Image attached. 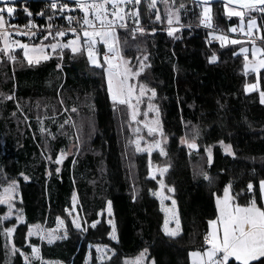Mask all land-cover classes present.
Instances as JSON below:
<instances>
[{"label": "trees", "instance_id": "16d2710c", "mask_svg": "<svg viewBox=\"0 0 264 264\" xmlns=\"http://www.w3.org/2000/svg\"><path fill=\"white\" fill-rule=\"evenodd\" d=\"M38 5L15 3L19 22L36 20ZM173 6L181 25L173 36L154 25L152 13L146 16L152 26L135 32V38L130 29L117 34L125 56L133 62L147 57L144 63L150 67L137 78L156 91L164 156L159 149L150 154L136 151L126 106L117 104L114 109L103 71L89 63L85 51L73 54L63 49L61 57L57 50L33 65L20 48L11 52L15 60L0 53V187L17 183L15 210L23 218L0 222V264H26L25 257L27 264H85L87 256L89 264H125L145 249L154 264H189V252L205 248L208 220L216 217L213 193L222 197L231 183L234 202L243 205L249 181L258 191L264 179V105L259 93L246 92L245 86L258 80L264 91V70L257 75L244 71L243 57L236 53L240 43H206L196 2L173 0ZM211 7L212 27L231 33L238 17L228 16L221 3ZM24 8L32 12L30 18ZM139 11L145 12V6ZM161 15L159 24L165 25ZM250 18H256L264 36V13L249 11L244 19ZM45 37L18 40L32 46L55 40L54 35ZM97 51L102 62L103 45ZM214 53L217 59L209 62ZM182 138L197 147L188 148ZM221 141L231 146L234 156L225 153ZM61 152L64 157L57 164ZM150 166H167L163 183L174 189L181 229L177 237L163 233V213L153 194L157 177L149 178ZM73 197L86 231L73 226L66 211ZM109 202L115 240L105 214ZM6 213V205L0 204V217ZM58 217L66 238L47 244L28 235L30 226L53 229ZM8 227L14 228L10 241ZM13 245L19 251L13 252ZM31 246L39 249L36 260ZM96 246L111 251L108 260L98 261Z\"/></svg>", "mask_w": 264, "mask_h": 264}, {"label": "snow or ice", "instance_id": "6c2138e0", "mask_svg": "<svg viewBox=\"0 0 264 264\" xmlns=\"http://www.w3.org/2000/svg\"><path fill=\"white\" fill-rule=\"evenodd\" d=\"M0 2H5V0H0ZM132 2V0H75L76 7L80 9L83 13L82 22L81 20H77V27H73V20L75 19L72 16H67L65 19L68 21L69 27L67 29H62L56 32V36L64 37L67 31H70L74 35V39L69 40L67 43H53L47 46H32L26 43H21L19 40L11 39V34L7 31H0V43L3 44V48H0V51H3L5 55L9 56V59L15 60L16 57L11 54L10 50H14L15 48L23 49L24 59L28 62L29 65L39 64L42 60H48L50 58V53H46L44 51L45 47H50L52 52H56L58 49L61 52V57L63 53V49L70 48L73 54L81 53L82 51H86L88 61L91 65L101 68L105 79L107 81V91L109 98L113 102V106L117 104L126 105L129 109V117L131 121H137V116L140 114L138 105L142 102L141 98L145 96L147 91L151 92V97H149V101L155 97L156 91L155 89H148L146 85L139 84V94H136L137 85L131 84L129 81L135 77H138L145 68L150 67V65L145 64L144 61H140V67L138 69H133L129 67V61H127L121 54L119 37L117 35V27L126 28L127 25L123 23L126 20L128 13L125 11V8L122 5H126ZM136 4H139L141 0H134ZM235 4L239 7V10L229 8L227 5ZM108 5L111 6L109 9ZM226 5V13L228 16H237L240 18L241 24L239 26V31L242 34L251 35L253 29H257V24L255 20H250L247 24V30L244 28V17L245 14L249 11H259L264 13V0H227ZM67 4L60 5V10L63 11L68 9ZM150 7H155V0H152V4ZM181 8L184 7L183 4L180 5ZM51 8L56 9L57 4L53 2L51 4ZM5 8H0V29H3L6 21L4 18ZM6 11L8 16H12L14 13V8L11 6L6 7ZM24 12L28 16H32V12L29 11L28 8H24ZM42 14V13H38ZM132 16L136 17V24L139 25V14L138 12L133 11L131 13ZM157 20L160 19L159 15H157ZM51 19V17H49ZM176 23H179V16L175 17ZM201 24L206 27H212V17H211V9L208 6L207 0H204V10L202 13ZM168 24L171 26L173 24V17L169 15ZM9 27H16L17 32L16 35H35V33H30V31H20L18 26L9 25ZM35 27L31 20L28 21V24L24 26L25 29H31ZM52 25L49 24V28ZM145 31L142 27H137L133 29V38H135V32L143 33ZM178 31L175 27H169L168 35L173 36V33ZM231 32H236L237 28L232 27L229 29ZM81 33L83 39H81ZM51 34V33H49ZM47 37H45L46 39ZM221 41V46L228 39L224 35H219L216 37ZM264 39V36L260 37ZM103 43L105 51L103 52V61L98 58L100 53L96 49L97 43ZM233 44L241 43L238 40H232ZM240 51L242 53H247V48H241ZM257 53H264V49H258L255 45L252 48V57L256 60ZM145 60L147 57L144 58ZM217 59L215 53L209 58V62H213ZM247 60V57H246ZM106 65V67H105ZM61 65L57 64V68H60ZM245 69L249 68V64L245 63ZM264 68V56L259 60H256L255 64L251 65L252 71H258L259 69ZM256 85H246L245 91H250L255 89ZM11 99V97H8ZM133 100L136 101L133 104ZM260 102L264 104V91H260ZM149 110H155L156 106L149 102ZM75 111V109H73ZM146 120L148 113H143ZM67 123V121H66ZM154 125V126H153ZM145 127H147L149 135L157 134L163 137V130L159 125V121L155 120L151 123H145ZM43 131V129H42ZM138 132L139 129H136ZM140 139L133 141L136 145V151L142 152L145 151V148L140 146ZM183 143H187L189 148H196L197 145L195 143H189L188 141L183 140ZM224 147V151L228 155H235L232 151L230 145H224V142H220ZM153 148H158L160 150V155H166V152L161 147V141L155 140L152 143L147 144V150L149 154L151 153ZM208 153V163L212 164V153L210 148L206 149ZM64 153L61 152L59 156L56 158V163L60 164L63 160ZM57 172L60 171L59 168L56 169ZM159 172L160 180L159 183L161 188L167 187L163 183L164 173L167 171V166L159 168L157 170ZM149 178L156 179V175L153 172L151 166L149 168L148 173ZM204 178L209 179L208 175L205 174ZM25 180L28 179L27 176L24 177ZM232 185L229 183L223 189V196H219L216 193H213L216 196V218L208 220V231L204 235V242L207 245L203 250L192 251L189 252V257L191 260V264H264V207H259L258 203L260 201H264V179L259 181L258 191L256 186L252 181H249L247 184V203L241 205L235 201V197L231 194ZM17 190V184L15 181H12L7 188L4 189L3 192H0V204H7L9 208V214L12 210V199ZM169 192L174 191L173 188L168 187ZM151 191V189H150ZM158 198L161 199V203H163V199L167 197H162L161 192L158 190L155 193ZM175 200L172 201L173 210L172 215L176 221V228L169 229L167 226L169 224L168 219H165V227L164 232L166 235L170 237H177L180 234V221L177 213L175 212ZM74 205H75V197H74ZM75 208H73V211ZM66 211H69L66 209ZM109 215H111V202H109ZM71 214V211H69ZM4 219H7V216L0 217V222ZM23 218L21 216H17V221L20 222ZM58 222L63 224V221L58 217ZM73 225L80 231H86V227H82L81 223L78 221V217H73ZM98 221H94L92 223V227L95 228ZM110 225H112V231L109 233L110 237L115 240L116 237V228L113 221L110 219L108 221ZM38 227V226H37ZM14 231L13 227L5 228V233L11 240L12 233ZM33 234V228L29 227L28 235L31 236ZM67 232L63 237L56 236L50 234L48 237L41 236L42 239H48V242L51 243L54 239L57 238H66ZM106 247V246H105ZM19 251L13 245V252ZM102 249L100 246H97V252H101ZM147 251L146 249L144 250ZM32 252L34 256H38L39 249L34 247L32 248ZM23 256L24 253L21 252ZM144 257V252L140 254L139 257L135 259L134 262L125 261V264H142V260ZM98 260L103 259L102 256L97 257ZM25 261L27 264V257H25ZM87 264V260L85 262Z\"/></svg>", "mask_w": 264, "mask_h": 264}, {"label": "rangeland", "instance_id": "374dc122", "mask_svg": "<svg viewBox=\"0 0 264 264\" xmlns=\"http://www.w3.org/2000/svg\"><path fill=\"white\" fill-rule=\"evenodd\" d=\"M7 6H8V5H0V8H5V11H4L3 15L7 14V11H6V7H7ZM208 6L210 7L211 12H213V9H212V7H211V4H208ZM223 6H224V7H223V10H224L225 13H226V10H225V9H226V5L223 4ZM227 6H228V5H227ZM228 7H229V8H232V9L239 10L238 8H234V7H231V6H228ZM200 8H201L202 13H203V10H204V4H202ZM159 9H160L161 11H160ZM134 11L136 12V10H134ZM148 11H150L151 13H153V14H152V15H153V16H152V19L156 18L157 15H159V17H160L159 21H161V17H162L161 12H162V13H163V16H164V18H165V21H166L167 24H168V18H169V15H171V16L173 17V24H172L171 26H172V27H175V28H178L177 25H179V24L176 23V21H175V17H176L177 15L179 16V11H178V9H176V8L173 6V0H160L159 4L155 5V7H150V6H149V7H148ZM154 11H155V12H154ZM247 13H248V12H247ZM247 13H246V14H247ZM226 14H227V13H226ZM154 15H155L156 17H155ZM201 18H202V15H201ZM156 19H157V18H156ZM250 20H255V21H256V24H257V28L259 29V30H257V29H253V32H255L259 38L262 37L261 28H260V26H259V24H258L256 18H250V19H246V20L244 19V28H245V31L247 30V24H248V22H249ZM32 22H33V21H32ZM33 24H35V23L33 22ZM240 24H241V21H240V18L238 17V24H236L235 26H231V27H230V28H232V27H236V28H237V31H236V32H231V31H230V32H231V33H237V32H240V31H239V26H240ZM5 26H6V24H5ZM5 26H4V27H5ZM230 28H229V29H230ZM0 30H1V29H0ZM240 33H241V32H240ZM241 34H242V33H241ZM243 35H244V34H243ZM74 38H75V37L72 36V37H70V38L63 39V37L55 36V40H54L53 43H57V42H60V43H67L69 40H72V39H74ZM81 39H83L82 34H81ZM232 40H235V39L232 38ZM53 43H51V44H53ZM51 44H46V45L41 44L40 46H47V45H51ZM224 44H226V42H225ZM230 44H233V43L230 41ZM236 44H239V43H236ZM99 45H103V43H99V42H98L97 45H96V49L99 48ZM254 45H255V47L258 48V49H264V44H263V43H257V42H254V43L241 42L240 45H239V48H238L237 51H236V53L239 54V55H241V56L243 57V60H244V66H245V63H248V64H249V68L246 70L245 67H244V71H245L246 73H253V74L257 75L261 70H264V68H261V69H259L258 71H252V70H251V65H252V64H255V63H256V60H259L260 58H262V56H264V53H257L256 60H254L253 57H252V48H253ZM103 47H104V45H103ZM242 47H243V48H247V49H248V52H247V53H242V52L240 51V49H241ZM0 48H3V44H2V43H0ZM17 49H19V48H17ZM65 49H68L70 52H72L70 48H65ZM21 50H22V52H23V49H21ZM58 50H59V49H58ZM10 51L13 52L12 50H10ZM44 51H45L46 53H50V54L53 53V52H52V49H51L50 47H45V48H44ZM59 51H60V50H59ZM0 53H2V54L5 56V58H8V57H9L8 55H5L3 51H0ZM85 54H86V56H87L86 51H85ZM121 54H122V56H123L127 61H129V67L133 68L134 70H135V69H138V68L140 67V61H144V59L141 58V59H137L135 62H133V61L131 60L130 56H125V55L122 53V51H121ZM50 56H51V55H50ZM246 57H247V60H246ZM98 58H99V57H98ZM8 59H9V58H8ZM25 61H26V60H25ZM42 61H44V60H42ZM26 62H27V61H26ZM106 82H107V81H106ZM129 82H130L131 84L137 85L135 91H136V94L138 95V94H139V84H144V83H141V82L138 80L137 77L131 79ZM253 84L256 85V88H255V89H252V90H250V91H247V92H258V93H259V98H260V89H259V82H258V80H256L255 82H253L252 84H249V85H253ZM144 85H145V84H144ZM146 87H147V86H146ZM147 88H148V87H147ZM148 89H150V88H148ZM149 97H151V92H150V91H147L146 94H145V96L141 98V101H142V102L137 106L138 109H139V112H140V114L137 116V121H139L140 123H137V122H135V121H131V120H130V131H131V134L133 135L132 142L135 141V140H137V138H141V139H140V146H141L142 148H145L146 151H148V150H147V144H148V143H152V142L155 141V140H160L161 143H164V142H165V138H164V137H161L160 135H157V134H155V133L152 134V135H149L148 130H147V127H145V123H151V122H153V121H155V120H158V121H159V125H160V127H161L159 109H158L157 105H156L155 102H154V98H152L151 101H149ZM149 102H151L152 104H154V105L156 106V109H158V112L155 111V110H149V107H148ZM135 103H136V101L133 100V104H135ZM263 105H264V104H263ZM125 106H126V105H125ZM126 108H127V106H126ZM127 110H128V114H129V109L127 108ZM144 112H147V113H148L147 120H146V118H145V116H144V114H143ZM153 126H154V125H153ZM136 129H139V131L137 132ZM181 143H182L183 145H185V146L188 147V144H187V143H183L182 141H181ZM189 143H190V142H189ZM133 144H134V143H133ZM134 145H135V144H134ZM135 146H136V145H135ZM188 148H189V147H188ZM156 150H158V148H153L152 151H151V153L154 152V151H156ZM149 168H150V167H149ZM151 168H152L153 172L155 173V175H156V177H157L158 188H157L156 191L159 190V191L161 192L162 197H167V198L163 199V203H161V199L158 198V197L155 195V197H156V198L158 199V201H159L160 210H161V212L163 213L164 220H163L162 230H163V233L165 234V232H164L165 223H164V222H165V219H166V218H167L168 221H169V224H168L167 227H168L170 230L176 228V221H175V219H174V217H173V215H172V210H173V204H172V201L175 200V199H174L173 196H172V192H169V191L167 190V189H168L167 187L161 188V185H160V183H159L160 176H159V172L157 171L158 169H157V168H154V167H151ZM9 184H10V183H9ZM9 184H8L7 186H1V187H0V192H3L4 189L7 188V187L9 186ZM16 184H17V183H16ZM156 191H155V192H156ZM17 197H18V188H17L16 193L14 194L13 199H12V202H11L13 206H12V210H11V213H10V214H9V208H8L7 204H4V205H6V207H7V213H6L5 216H7V217H13V216H14L15 219H16V221H17V216H19L18 213H17V210H15V209H16V207H15V202H16V200H17ZM262 205H264V201H262ZM73 208H75V205H74V197L72 198V206H71V209L69 210V211H71V214H69V211H67V213L70 215L71 222L73 221V217H78V214H77L76 208H75L74 211H73ZM108 208H109V203L107 204L106 211H105V214H106V216L108 217V221H109L110 219L112 220V218H111V215H109ZM14 210H15V211H14ZM174 210H175V212H176L177 215H178V210H177L176 203H175V208H174ZM178 218H179V217H178ZM60 220H62V219H60ZM62 221H63V220H62ZM78 221H79V218H78ZM112 221H113V220H112ZM17 222H18V221H17ZM72 224H73V222H72ZM73 226H74V225H73ZM111 227H112V225H111ZM64 230H65V224H64V222H63V224H60V223L58 222V219H57V220H56L55 227H54L53 229L46 230V229H43V228H41V227H33V234L31 235V237H33V238H38V239H40L41 241H43V242H45V243H47V244H51V243H53V242H55V241L60 240L61 238L54 239L51 243H49V242H48V239H42L41 236L43 235L44 237H48L50 234H53V235H56V236L63 237ZM180 232H181V229H180ZM165 235H166V234H165ZM167 236H168V235H167ZM34 247H36V246H34ZM100 247H101L102 251L99 252V253L97 252V246L95 247V251H96L97 257H98V256H102V257H103V259L98 260V261L102 262V261H106V260H108L109 257L111 256V251H110L107 247H104V246H100ZM206 247H207V246H206ZM206 247H205V248H206ZM32 248H33V246H31V258H33V259L36 260V259L39 258V254H38V256H34V255H33V252H32ZM36 248H37V247H36ZM203 249H204V248H203ZM203 249H200V250H203ZM193 251H198V250H193ZM142 252H144V257H143V260H142V264H154L153 260L147 257V252H145L144 250L141 251L137 257H139L140 254H141ZM190 252H192V251H190ZM137 257H136V258H137ZM136 258H134V259L132 260V262H134ZM188 259H189V264H191V260H190L189 255H188ZM86 260H87V264H89V257H88V256H87ZM44 262H45L46 264H58L57 262H54V261H44Z\"/></svg>", "mask_w": 264, "mask_h": 264}, {"label": "built area", "instance_id": "2783aa9c", "mask_svg": "<svg viewBox=\"0 0 264 264\" xmlns=\"http://www.w3.org/2000/svg\"><path fill=\"white\" fill-rule=\"evenodd\" d=\"M32 2H38L39 3V5L36 7V12L34 13L36 16V20L31 19V21H33L35 23L34 24L35 27H32L31 29H25L24 26L27 25L28 22L22 23V24L19 22L20 17L17 14L18 9L15 7V4H12V5H8V6H11L14 8V13L12 16H8V14L4 15V18L6 21V26L3 29H1L0 31H7L8 33H10L11 39H13V40H18V39L23 38V37H31V36H42L45 38V36H50V35L56 36L57 31H60L62 29H67L69 27L68 21L65 19V17H67V16H72L75 18L73 20V24H72L73 27L78 28L77 23H76L77 20H81V22H82L83 13L80 11L79 8L76 7L75 2L68 1V0H55V1L33 0ZM53 2H55L57 4L56 9L51 8V4ZM159 2H160V0H155V5H157ZM62 4H67L69 6L68 9L61 11L60 5H62ZM151 4H152V0H141V2L139 4H136L134 2V0H132V2H130L126 5H122V7H124L125 11L128 13L126 20L123 21V23H125L127 25V27L126 28L117 27V29H116L117 34H118V31L124 30V29H130L131 31H133V29H135L137 27H142V28L146 29L148 26H152V25L147 24V18H146V16L148 14L150 15V13H151L150 11H148V7ZM142 5L145 6V8H146L145 12L139 11L140 6H142ZM198 5H200L199 7H201L202 4H198ZM108 7H109V9H111L110 5H108ZM134 10H136V12H138V14H139V21H140L139 25H137L135 22L136 17L131 15V13ZM38 13H42V14H38ZM201 13H202V10H201ZM258 13L262 14V12H259V11H258ZM28 17L30 18V16H28ZM49 17H51V19H49ZM151 21H153L155 26L162 27V28H165L167 30L169 29V27H172L167 23H165V25L159 24L161 21L157 20L156 18L151 19ZM49 24L52 25L51 28H49ZM9 25H16V26H18L20 31H30V33H35V35H16L17 28L16 27H9ZM180 26L181 25H177V27H180ZM199 27L206 31V37H205L206 43L221 44V41L218 40L216 37L219 35H224L228 38L225 42H228L229 40H231L233 38V39L241 41V42H248V43L257 42V43H263L264 44V39L259 38L255 32H252L251 35H246V34L243 35L240 32L229 33V32H226L222 29H217L214 27H211V28L206 27L205 25L201 24V22L199 23ZM78 31H79V28H78ZM49 33H51V34H49ZM72 36H74L73 33L70 31H67L66 35L64 37H72ZM15 49H17V48H15ZM102 56H103V54H102ZM206 232L204 233V235L206 234ZM203 245L206 246L204 239H203Z\"/></svg>", "mask_w": 264, "mask_h": 264}, {"label": "water", "instance_id": "95a60500", "mask_svg": "<svg viewBox=\"0 0 264 264\" xmlns=\"http://www.w3.org/2000/svg\"><path fill=\"white\" fill-rule=\"evenodd\" d=\"M21 1H33V0H5V2H0V5H12V4H15V3L21 2ZM48 1H55V0H48ZM68 1L75 2V0H68ZM193 1L198 3V4H204V0H193ZM207 3L208 4L221 3L224 5H227V0H207ZM228 6L239 9V7L235 4L228 5Z\"/></svg>", "mask_w": 264, "mask_h": 264}, {"label": "crops", "instance_id": "0c3cea01", "mask_svg": "<svg viewBox=\"0 0 264 264\" xmlns=\"http://www.w3.org/2000/svg\"><path fill=\"white\" fill-rule=\"evenodd\" d=\"M230 41H232V39L231 40H229L228 42H226V44H228V43H230ZM216 201V200H215ZM215 206H216V203H215ZM261 207H264V205H261ZM216 218V217H215ZM207 231H208V226H207V229H206ZM207 246V245H206ZM205 246V247H206Z\"/></svg>", "mask_w": 264, "mask_h": 264}]
</instances>
